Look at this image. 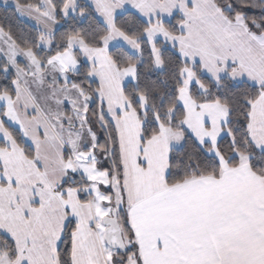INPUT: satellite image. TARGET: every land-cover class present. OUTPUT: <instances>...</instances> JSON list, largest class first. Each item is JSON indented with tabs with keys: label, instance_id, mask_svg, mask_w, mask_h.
Here are the masks:
<instances>
[{
	"label": "snow or ice",
	"instance_id": "1",
	"mask_svg": "<svg viewBox=\"0 0 264 264\" xmlns=\"http://www.w3.org/2000/svg\"><path fill=\"white\" fill-rule=\"evenodd\" d=\"M0 264H264V0H0Z\"/></svg>",
	"mask_w": 264,
	"mask_h": 264
}]
</instances>
